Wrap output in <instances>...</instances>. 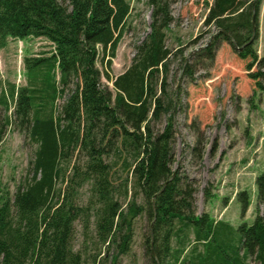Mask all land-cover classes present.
Segmentation results:
<instances>
[{
	"label": "trees",
	"instance_id": "16d2710c",
	"mask_svg": "<svg viewBox=\"0 0 264 264\" xmlns=\"http://www.w3.org/2000/svg\"><path fill=\"white\" fill-rule=\"evenodd\" d=\"M260 1L254 5L249 0H213L208 4L205 25L214 26L217 34L196 53L214 58L223 38L242 47L240 57L252 58L248 70L257 62L264 69V58L259 59L253 42L249 43L253 6L257 23ZM149 4L153 7L150 32L137 46L130 67L114 78L109 69L132 12L129 0H0V47L8 38L28 37L45 38L53 46L49 56L27 59L26 69L34 84L18 91L16 112L23 122L30 121L29 135L38 148L33 175L15 196L0 186V264H86L71 243L74 223L84 209L74 204L75 188L72 193L68 187L67 191L57 187L59 181L69 180L63 160L72 145L88 151L90 159L87 168H73L79 178L75 185L90 181L102 204L97 237L109 246L100 254L105 253L104 260L111 258L110 264H118L119 256L130 249L133 221L146 207L133 198L124 211L114 196L115 184L103 154H108L107 148L116 139L136 156L135 165L126 162L125 167L132 171L135 187L149 205L153 227L146 244L154 264L152 241L160 263L175 252L177 262L184 250L174 249L172 239L182 245L190 233L204 246L201 252L198 246L193 248L190 264H250L251 257L264 264V215L259 209L251 223L244 221L236 227L208 214L197 216L193 185L185 184L178 174L169 181L174 173L173 118L157 134L152 122L160 120L172 105L165 103L164 95L173 55L167 44L168 27L174 19L169 0H149ZM99 59L114 91L102 85ZM189 69L188 63L185 70ZM250 76L264 80L262 71ZM71 82L76 89L55 116L56 100ZM257 85L264 89L261 80ZM103 140H108L106 146ZM125 185L128 195L127 181ZM256 186L260 206L264 204V173L257 177ZM239 197L245 213L251 199L247 192ZM114 244L116 253L110 255Z\"/></svg>",
	"mask_w": 264,
	"mask_h": 264
},
{
	"label": "rangeland",
	"instance_id": "374dc122",
	"mask_svg": "<svg viewBox=\"0 0 264 264\" xmlns=\"http://www.w3.org/2000/svg\"><path fill=\"white\" fill-rule=\"evenodd\" d=\"M129 1L132 12L109 69L114 78L130 67L137 46L150 32L153 7L149 0ZM249 1L254 4L258 0ZM169 2L174 20L168 27L167 44L173 55L164 99L166 104L171 102L172 105L160 120L152 122L153 133L162 132L169 117L173 118L175 136L171 167L185 184L190 182L195 188V215L208 214L215 221H224L234 227L244 221L251 223L257 209L264 215V204L258 205L256 186L257 177L264 173V89L257 85L258 80L263 84L264 80L255 79L250 74L264 72V69L257 62L248 70L252 58L240 57L238 52L242 47L235 48L223 38L218 41L214 58L196 53L206 47L217 33L214 26L205 25L208 4L213 0ZM253 49L259 59L264 58V0L259 4ZM52 50L51 43L42 37L8 38L4 47H0V186L6 188L11 197L33 175L38 148V143L29 135L30 121L23 122L16 112L18 91L34 84L26 69L27 59L47 57ZM188 63L190 69L186 71ZM97 66L103 72L102 85L114 91L100 59ZM57 78H60L59 72ZM75 89V83L71 82L58 97L55 116L61 114ZM161 95L163 93L158 87V96ZM33 107H36L35 103ZM98 140L100 145V136ZM107 141L103 140L102 146H106ZM113 143L115 145L107 148L108 154H103V159L115 184L114 196L124 211L133 198L139 206L146 207L133 221L130 249L119 256L118 264H154L146 244L153 227L147 211L149 205L135 187L132 171L128 172L125 167L126 162L134 166L136 156L121 147L120 139ZM66 154L63 168L69 180L59 181L57 187L63 191L68 187L71 192L75 188L74 204L84 209L74 223L72 248L82 253L86 264H110L111 258L104 260L105 253L100 254L109 245L101 244L97 237L96 224L102 204L97 200L90 181L75 185L79 178L76 180L73 168L88 167V151L72 145ZM126 181L129 184L128 195L124 191ZM244 192L251 199L245 213L239 197ZM116 245L110 255L116 253ZM171 245L174 249L184 250L180 260L175 261V252L173 257H167L160 264H190L193 248L198 246V251L204 250L203 243L195 241L194 233L184 240V246L177 238L172 239ZM249 263L258 264L254 257L249 259Z\"/></svg>",
	"mask_w": 264,
	"mask_h": 264
},
{
	"label": "water",
	"instance_id": "95a60500",
	"mask_svg": "<svg viewBox=\"0 0 264 264\" xmlns=\"http://www.w3.org/2000/svg\"><path fill=\"white\" fill-rule=\"evenodd\" d=\"M254 5H255V2H254ZM253 12H254L253 13V34H252V37H251V40L249 41V43H252L254 41V39H255V36H256V9H255V6L253 7ZM218 31H220V30H218ZM234 44L239 49V47L237 46V44L235 42H234ZM191 55H192V53L186 58L185 64L188 62V60H189ZM175 176H176V172L173 173V175H172V177L170 178L169 181H171ZM152 252H153V255H154V257H155V259L157 261V264H160V262H159V260H158V258L156 256V253L154 251V248H153V241H152Z\"/></svg>",
	"mask_w": 264,
	"mask_h": 264
}]
</instances>
